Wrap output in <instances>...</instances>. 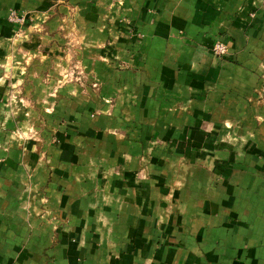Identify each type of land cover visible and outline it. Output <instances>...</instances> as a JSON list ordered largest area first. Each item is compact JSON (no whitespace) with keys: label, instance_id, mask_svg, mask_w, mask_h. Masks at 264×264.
<instances>
[{"label":"crops","instance_id":"obj_1","mask_svg":"<svg viewBox=\"0 0 264 264\" xmlns=\"http://www.w3.org/2000/svg\"><path fill=\"white\" fill-rule=\"evenodd\" d=\"M0 264H264V0H0Z\"/></svg>","mask_w":264,"mask_h":264},{"label":"built area","instance_id":"obj_2","mask_svg":"<svg viewBox=\"0 0 264 264\" xmlns=\"http://www.w3.org/2000/svg\"><path fill=\"white\" fill-rule=\"evenodd\" d=\"M7 18L10 22L18 23V24L23 23L24 21V16L18 14L14 10H11L8 13ZM211 51L217 57H224L228 55V51H229L228 44L226 41L222 39L216 40L211 46Z\"/></svg>","mask_w":264,"mask_h":264},{"label":"rangeland","instance_id":"obj_3","mask_svg":"<svg viewBox=\"0 0 264 264\" xmlns=\"http://www.w3.org/2000/svg\"><path fill=\"white\" fill-rule=\"evenodd\" d=\"M15 85V84H14ZM15 86H13V88H14ZM20 98V97H19ZM19 101H22L23 102V99H19ZM8 102H10V98H8L7 99V104H9ZM5 106L7 107L6 109L8 110V109H10V107H11V105H9V107L5 104Z\"/></svg>","mask_w":264,"mask_h":264}]
</instances>
